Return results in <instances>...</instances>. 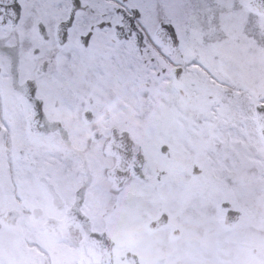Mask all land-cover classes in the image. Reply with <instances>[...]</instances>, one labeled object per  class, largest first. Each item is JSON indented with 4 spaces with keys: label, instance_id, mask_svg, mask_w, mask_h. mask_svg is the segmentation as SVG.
<instances>
[{
    "label": "snow or ice",
    "instance_id": "snow-or-ice-1",
    "mask_svg": "<svg viewBox=\"0 0 264 264\" xmlns=\"http://www.w3.org/2000/svg\"><path fill=\"white\" fill-rule=\"evenodd\" d=\"M0 264H264V0H0Z\"/></svg>",
    "mask_w": 264,
    "mask_h": 264
}]
</instances>
